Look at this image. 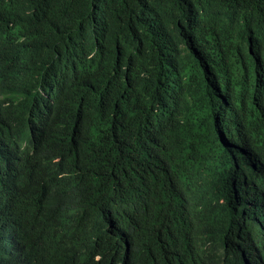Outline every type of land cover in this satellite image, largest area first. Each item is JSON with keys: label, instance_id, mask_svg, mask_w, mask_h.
I'll return each mask as SVG.
<instances>
[{"label": "trees", "instance_id": "16d2710c", "mask_svg": "<svg viewBox=\"0 0 264 264\" xmlns=\"http://www.w3.org/2000/svg\"><path fill=\"white\" fill-rule=\"evenodd\" d=\"M0 264H264V0H0Z\"/></svg>", "mask_w": 264, "mask_h": 264}]
</instances>
